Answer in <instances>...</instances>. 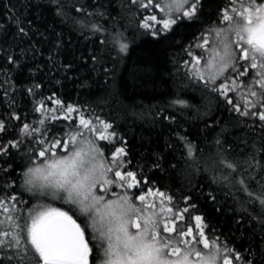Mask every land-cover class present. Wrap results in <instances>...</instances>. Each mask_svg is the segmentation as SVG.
<instances>
[{
    "label": "snow or ice",
    "instance_id": "6c2138e0",
    "mask_svg": "<svg viewBox=\"0 0 264 264\" xmlns=\"http://www.w3.org/2000/svg\"><path fill=\"white\" fill-rule=\"evenodd\" d=\"M0 8V264H264V0H0ZM48 18L92 44L87 59L104 75L103 89L114 87L136 39L180 47L178 90L153 115L169 129L166 152L133 163L102 109L17 80L41 52L37 37L50 44V71L78 66L75 57L57 64L64 33ZM189 34L186 45L176 39ZM189 87L202 97L195 133L184 127L194 107L182 94ZM18 93L31 98L30 111L21 114ZM177 150L205 183L173 192L154 178L177 167L168 159ZM201 200L217 214L229 200L238 205L234 228L210 223Z\"/></svg>",
    "mask_w": 264,
    "mask_h": 264
},
{
    "label": "trees",
    "instance_id": "16d2710c",
    "mask_svg": "<svg viewBox=\"0 0 264 264\" xmlns=\"http://www.w3.org/2000/svg\"><path fill=\"white\" fill-rule=\"evenodd\" d=\"M12 3L16 4L17 0H12ZM217 3L222 5L225 0H217ZM212 7H215V5H212ZM3 14L4 9L0 8V19L3 18ZM47 23L54 28L55 32L63 31L64 33V47L60 55L56 57L57 64L73 60L75 57L76 59L73 62L78 66L67 74L57 72L55 68L50 71L47 60L50 44L37 37L40 41L37 47L41 49V52L36 54L34 59H28L23 70L16 74L17 80L24 84L34 82L42 84L40 91H42L43 96H49L55 92L66 103L73 102L85 106L91 104L97 106L98 111L102 109V114L110 121L115 122L118 131L125 135L132 149L133 163L141 160L142 157L150 156L154 152H166L165 141L169 129L167 126H162L166 122L158 120L153 123V115L178 90L180 80L177 78L173 66V56L183 55L180 47L161 48L144 38L136 39L130 43L128 53L117 64L114 87L103 89L100 85L104 82V75L92 72V62L87 59L92 51V44L77 33L71 32L69 28L64 27L59 22L53 24L52 20L48 18ZM92 39L99 44L97 38L93 37ZM176 39H183V44L186 45L192 39V36L189 34L186 38L177 37ZM49 40L55 43L56 37L50 35ZM81 56L84 59H81ZM85 60H87V63H85ZM37 65L40 67L37 68ZM106 66L111 67V64ZM29 68L32 69L31 74ZM109 83L111 84L112 81L109 80ZM109 91H111V95H109ZM182 94L194 106L188 112L192 119H188L184 127L190 128L195 133L197 126L200 125V121L195 119V106L202 105V97L194 87L183 89ZM23 97L19 93L16 95L21 114L25 110L30 111L31 109V98L27 97V93H23ZM4 112L5 109L0 105V116H3ZM217 115H220V113H217ZM227 115V113H223L225 118H227ZM31 118L30 115L29 121H31ZM199 143L201 146L204 145L203 138L200 139ZM168 159L175 162L177 167L175 169L169 167L166 172L156 173L154 178L159 179L161 186L170 187L173 192H177L187 191L197 183H205L203 174L193 172L189 175L183 161L179 159V150L168 156ZM145 162L149 164V167L151 166L150 161ZM204 190L205 192L208 191L207 188ZM221 201L223 203L222 196ZM46 202L68 210V205L59 201L50 200ZM201 206L207 210L210 223L217 224L226 233L235 226L232 208H235L237 213L242 211L238 205H233L231 200L223 205V214H217L213 207L204 200H201ZM238 218L239 215H236L235 219ZM235 239L237 244L243 243L245 247L247 246V238L242 237L240 233H236ZM95 264H99V261L96 260Z\"/></svg>",
    "mask_w": 264,
    "mask_h": 264
}]
</instances>
